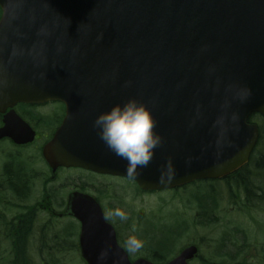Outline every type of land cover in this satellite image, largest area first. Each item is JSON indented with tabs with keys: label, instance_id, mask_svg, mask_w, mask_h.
<instances>
[{
	"label": "water",
	"instance_id": "95a60500",
	"mask_svg": "<svg viewBox=\"0 0 264 264\" xmlns=\"http://www.w3.org/2000/svg\"><path fill=\"white\" fill-rule=\"evenodd\" d=\"M0 137L34 141L17 103L61 101L65 117L42 154L53 171L81 167L133 179L144 190L220 179L245 166L264 116V0H0ZM250 90L247 100L235 98ZM136 97L163 138L147 167L126 173L93 127L96 115ZM235 117V118H234ZM171 163L174 178L161 182ZM68 214L81 222L88 264L131 261L89 194L73 192ZM190 245L166 264H189Z\"/></svg>",
	"mask_w": 264,
	"mask_h": 264
},
{
	"label": "rangeland",
	"instance_id": "374dc122",
	"mask_svg": "<svg viewBox=\"0 0 264 264\" xmlns=\"http://www.w3.org/2000/svg\"><path fill=\"white\" fill-rule=\"evenodd\" d=\"M58 108L57 104L49 103L26 111L28 121L39 130L41 136V139L33 144L25 148H15L4 141L0 143V218L3 222L1 223L0 220V258L3 254L8 255L9 253L8 245L11 240L9 242L6 239L9 237L6 224L11 222L12 218L27 213L29 206L40 204L46 197L52 201L56 210L62 211L65 208L69 193L80 189L82 185L80 182H85L91 186L87 192L102 198L104 206H110L106 212L120 208L127 213L126 220L113 218L110 221L120 230V239L123 245L130 235H135L144 241V246L134 253V258L145 256L157 263H163L174 257L183 247L190 243H196L200 247V254L190 264H218L223 260L217 254L215 247L220 239L230 233V239L237 243L238 240L235 237L243 239L244 233L247 248L242 250V253L238 254V258L234 260L243 257L245 261H248V264H251L249 259H264L261 258L264 256V223L257 221H264V210H260L258 207L252 212L241 209L245 202L242 194L240 196L243 198L238 200V205H234L228 199L227 189L223 183H218L216 187L218 189L223 188L222 201L217 200L219 220L211 221L203 218L202 213L200 214L199 205L202 201L200 196H190L198 186L195 189L189 188L192 192L187 191L188 193L186 191L174 193L173 190L145 193L139 191L135 183L132 182V184L126 179H98L75 169L59 170L56 176L52 178L51 170L42 156V146L46 141L45 134L50 133V129L57 125V122L51 120L47 124H55L51 125L50 128H45L43 120L58 115L60 113ZM30 111L32 112L31 115H29ZM60 116L62 115L60 114ZM257 121L259 119H256ZM11 156H13V161L17 164L20 161L24 167L23 181L26 182L27 188L30 190L29 196L24 198L14 199L10 197L5 190L6 185L3 184V167L13 162L8 160ZM16 163L11 165L12 168L16 166ZM20 174L17 178L21 181ZM180 193L189 196L185 198V196L176 195ZM46 201L48 200L46 199L43 204ZM111 206L114 207L111 208ZM11 207L15 208L12 209ZM36 212L34 214L37 217V223L32 232L29 233L27 244L28 252L36 260V263L40 264L41 257L45 255L50 264H85L78 250L58 252L65 250L69 243L70 246H73L71 243L76 239L75 237L69 236V239H64L68 244L56 249L57 251H54L53 255L49 256L48 253L39 252V228L46 222L47 218L51 220V217L44 209L36 208ZM51 223L48 225L51 234L48 233L46 236L47 244L52 247L56 245L52 234L62 235L65 232L64 228L68 225L75 226L77 224L71 217L53 218ZM14 228V226L9 227L11 231H15ZM75 229L78 231L77 225ZM239 243L242 244L243 242L240 240L237 244ZM229 250L236 252L237 247L233 246ZM160 252H163L162 257H159ZM244 252L249 254L244 255ZM225 262L227 263L228 260H224L222 264Z\"/></svg>",
	"mask_w": 264,
	"mask_h": 264
},
{
	"label": "trees",
	"instance_id": "16d2710c",
	"mask_svg": "<svg viewBox=\"0 0 264 264\" xmlns=\"http://www.w3.org/2000/svg\"><path fill=\"white\" fill-rule=\"evenodd\" d=\"M29 110L31 106H24ZM252 119L257 121L261 128L260 139L258 145L255 149V152L250 160V162L237 170L236 172L230 174L229 176L220 179V180H200L196 181L193 184L187 186H181L180 188H176L173 190L174 193L182 192V191H191L190 189H195L196 186L198 188L195 191H191L190 196H200L202 199L200 208V214L206 220L217 221L219 217V206L217 200H221L223 198L222 192L223 188H216L218 183H223L227 189V197L234 204L238 205V200L240 198L245 199L241 209L249 210L252 212L255 208H259L260 210H264V117L260 114H254ZM47 122V121H46ZM254 167V169H252ZM10 168H6V173H9ZM224 181V182H223ZM86 184L85 182H82ZM83 185V184H82ZM223 186V185H221ZM220 186V187H221ZM234 187V188H233ZM236 187V188H235ZM186 188V189H184ZM235 189V190H234ZM27 191V186L22 188L19 192V196H25ZM197 192V193H196ZM188 193V192H187ZM200 193V194H199ZM243 195V197L240 196ZM177 196H185L187 198L189 195H184L183 193L176 194ZM198 211V212H199ZM7 225V233L9 237L6 239L11 240L8 245V255L3 254L0 258V264H37L36 260L32 257V255L28 252L27 244L29 242V233L34 229L35 224L37 223V217L34 213H24L23 215H19L18 217L12 218ZM44 224L39 228V247L38 250L41 253H48L47 255H53L54 251L56 252L58 248L66 245L64 239H69V236L75 237L76 230L74 226L67 227L65 229L64 234L59 235L57 233L52 234L53 239L56 242L54 247L47 244V236L46 234L50 233L49 224L51 220L48 218L45 220ZM259 223H264V221H259ZM52 224V223H51ZM14 226L15 231H11L9 227ZM69 233V235H68ZM51 234V233H50ZM238 234V232H237ZM230 233L224 235L220 241L216 244V252L217 254L223 258L221 262L218 264H222L224 260H228L226 264H248V261H245L243 257L239 260H234L238 258V254L242 253V250L247 248V243L245 241V234L243 233V239H239L235 237L239 242H243L242 244H237L230 239ZM73 248L68 244L65 250L58 251L64 252L67 250H76L74 247L76 246L75 241H72ZM237 247L236 252L229 250L231 247ZM218 249V251H217ZM229 250V251H228ZM1 252V250H0ZM6 253V252H3ZM159 257H162L163 252H160ZM244 255L249 254L248 252H244ZM261 258H264L261 257ZM251 264H264V259L255 260L249 259ZM223 263V264H225ZM40 264H50V261L46 260L45 255H43L40 259Z\"/></svg>",
	"mask_w": 264,
	"mask_h": 264
},
{
	"label": "clouds",
	"instance_id": "9594fccd",
	"mask_svg": "<svg viewBox=\"0 0 264 264\" xmlns=\"http://www.w3.org/2000/svg\"><path fill=\"white\" fill-rule=\"evenodd\" d=\"M250 90L239 89L235 98L241 103L247 100ZM235 118V117H234ZM99 138L116 156L127 161L126 173L130 177L137 176L138 169L148 166L157 147L163 138L156 131V120L148 104L136 97H129L123 102L114 103L109 109L99 112L92 122ZM174 178V168L169 163L166 171H162L161 182H169ZM106 220L127 219V213L116 208L104 214ZM144 241L130 235L124 242L123 250L127 254L138 252ZM110 249L104 248L98 255V264H107ZM115 264V262H113Z\"/></svg>",
	"mask_w": 264,
	"mask_h": 264
},
{
	"label": "flooded vegetation",
	"instance_id": "af4514ba",
	"mask_svg": "<svg viewBox=\"0 0 264 264\" xmlns=\"http://www.w3.org/2000/svg\"><path fill=\"white\" fill-rule=\"evenodd\" d=\"M3 121H4V114H2V113H0V127H2L3 125H4V123H3ZM35 128V127H34ZM36 129V128H35ZM36 131H37V136H36V139H35V141L36 140H39V139H41V136H40V133H39V130H37L36 129ZM49 137V133H47V134H45V138H48ZM3 141L5 142V143H7L9 146L10 145H12L13 147H15V148H25L26 146H28V145H31L32 143H30V144H17V143H15L13 140H12V138H10V137H5V138H2V139H0V143H3ZM48 141V140H47ZM46 142V141H45ZM44 142V143H45ZM13 156H11L10 157V159H8L9 161H13ZM14 163H16L15 161H13V162H11V163H9V164H6L4 167H3V176H4V182H3V184H5L6 185V188H5V190H7V193H8V195L10 196V197H12V198H14V199H20V198H24V197H26L29 193H30V190H28V188H27V191H26V194H25V196H19V192L18 191H21L22 190V188H25V186H27V184H26V182H24L23 181V175H24V167H23V165H22V163L19 161V163L17 164L16 163V166H14L13 168H12V166L11 165H13ZM47 165H48V163H47ZM49 166V165H48ZM6 168H10V170H9V173L7 174L6 173ZM49 168H50V170H51V173H52V178H54L55 176H56V173H57V171H59V170H71V169H64V168H62V167H59L56 171H53L52 169H51V167L49 166ZM11 169H12V171H11ZM75 170H77V171H83L84 172V170H80V169H75ZM19 173H21L20 174V176H21V181L17 178L18 177V175H19ZM85 173H88L89 175H91L92 177H97L98 179H107V178H110V179H112V178H115V177H112V176H108V175H101V174H96V173H93V172H88V171H85ZM80 183H82V182H80ZM79 185H81V184H79ZM2 187V186H1ZM91 188V186L88 184V183H86V184H84L83 183V185H81V187H80V189H78V190H80V191H83V192H87V190H88V188ZM3 188V187H2ZM31 195V194H30ZM29 196V195H28ZM69 196H70V193H69V195H68V197H67V200H66V202H65V208L62 210V211H59V210H56L54 207H53V203H52V201H49V198L48 197H46V199L48 200V201H46L44 204H43V202L46 200V199H43L42 200V202L40 203V204H37V205H35V206H29L28 207V210H27V213H29V212H31V213H34V212H36V208H39V210L40 209H44L49 215H50V217H51V221H52V219L53 218H57V219H59V218H62V217H64L65 215V210H66V208H67V204H68V200H69ZM96 197V199L101 203V206L104 208V212L106 213V210L110 207L109 205V207H106V206H104L103 205V202H102V198H100V197H98V196H95ZM11 199V198H10ZM38 206V207H37ZM114 206H111V208H113ZM12 209H14L15 207H11ZM115 209V208H114ZM35 210V211H34ZM11 211V210H10ZM37 213V212H36ZM2 217H3V215H2ZM2 218H0V220H1ZM108 221H110V220H108ZM111 223H112V221H110ZM1 223H3L2 222V220H1ZM115 226V225H114ZM115 228H116V232H117V234H118V238L120 237V230L119 229H117V227L115 226Z\"/></svg>",
	"mask_w": 264,
	"mask_h": 264
}]
</instances>
